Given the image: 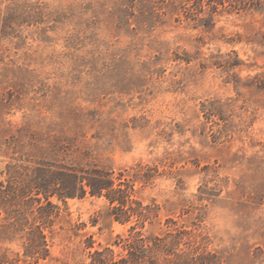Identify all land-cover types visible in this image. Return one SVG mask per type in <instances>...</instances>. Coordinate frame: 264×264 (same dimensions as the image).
Listing matches in <instances>:
<instances>
[{"label":"rangeland","instance_id":"1","mask_svg":"<svg viewBox=\"0 0 264 264\" xmlns=\"http://www.w3.org/2000/svg\"><path fill=\"white\" fill-rule=\"evenodd\" d=\"M7 163L138 175L150 218L52 198L47 256L0 237V264H90L133 225L184 230L180 248L219 264H264V0H0Z\"/></svg>","mask_w":264,"mask_h":264},{"label":"trees","instance_id":"2","mask_svg":"<svg viewBox=\"0 0 264 264\" xmlns=\"http://www.w3.org/2000/svg\"><path fill=\"white\" fill-rule=\"evenodd\" d=\"M128 177L95 166L54 163H7L0 170V237L23 238L24 255L35 260L48 254L45 230L58 215L56 198L65 202L87 194L102 196L110 205L113 218L120 222L136 218L140 227L150 218L148 206L132 196L138 175ZM135 205V206H134ZM135 224V225H136ZM184 230L161 235H144L131 226L129 233L118 235L114 245L89 253L90 264H219L217 255L198 248H180ZM91 246V244H90Z\"/></svg>","mask_w":264,"mask_h":264}]
</instances>
